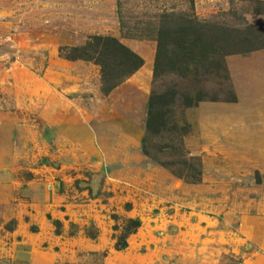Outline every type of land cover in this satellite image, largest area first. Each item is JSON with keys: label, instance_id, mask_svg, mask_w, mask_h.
<instances>
[{"label": "rangeland", "instance_id": "rangeland-1", "mask_svg": "<svg viewBox=\"0 0 264 264\" xmlns=\"http://www.w3.org/2000/svg\"><path fill=\"white\" fill-rule=\"evenodd\" d=\"M96 35L143 60L106 93ZM0 264H264V0H0Z\"/></svg>", "mask_w": 264, "mask_h": 264}, {"label": "trees", "instance_id": "trees-1", "mask_svg": "<svg viewBox=\"0 0 264 264\" xmlns=\"http://www.w3.org/2000/svg\"><path fill=\"white\" fill-rule=\"evenodd\" d=\"M187 39V40H186ZM180 38L175 41V45L185 49V55H188L189 60L197 61L201 56L209 55V64L216 68L225 70L221 62L215 61V50L212 44L207 47H202L201 39L199 38ZM59 54L68 60H88L93 61L100 67L101 77L103 82V91L106 93L111 89L109 82L117 77L127 76L137 70L142 64V58L130 50L128 47L119 42L113 37L91 36L83 45L70 46L60 48ZM158 55L155 61L157 69L159 61ZM156 76V70H155ZM160 97L157 94H152L148 103V115L146 120V143L148 135L152 133V125L161 116L158 110V102ZM143 151L148 154L146 145H143ZM140 221L137 218H130L123 227L122 232L116 237L115 248L121 250L127 246L128 235L136 232L140 226Z\"/></svg>", "mask_w": 264, "mask_h": 264}]
</instances>
